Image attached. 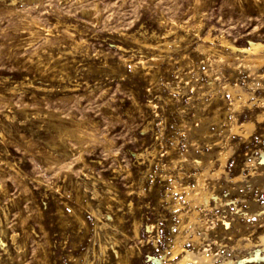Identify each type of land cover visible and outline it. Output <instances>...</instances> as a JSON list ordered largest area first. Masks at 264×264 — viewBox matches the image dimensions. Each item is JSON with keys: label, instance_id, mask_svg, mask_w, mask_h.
Returning a JSON list of instances; mask_svg holds the SVG:
<instances>
[{"label": "rangeland", "instance_id": "rangeland-1", "mask_svg": "<svg viewBox=\"0 0 264 264\" xmlns=\"http://www.w3.org/2000/svg\"><path fill=\"white\" fill-rule=\"evenodd\" d=\"M225 41L264 0H0V264H264V64Z\"/></svg>", "mask_w": 264, "mask_h": 264}, {"label": "bare ground", "instance_id": "bare-ground-1", "mask_svg": "<svg viewBox=\"0 0 264 264\" xmlns=\"http://www.w3.org/2000/svg\"><path fill=\"white\" fill-rule=\"evenodd\" d=\"M225 44L231 50L230 52H233L234 54L233 55H225V56H222L223 55L222 54L221 55V60H224V61H226L228 63H231V62H233L235 56H237L236 54L238 52V53H246V55L245 54L242 55V58H240V59H241V62L245 66L247 65L248 68L250 67L251 69H255V68L260 67L262 64H264V55L260 53V50H264V42H261V41H250L249 45H247V46H237V45H235V44H233L231 42H228V41H225ZM219 57H220V55H219ZM260 74L262 75V77H264V72L260 73ZM237 86L239 87V85H237ZM239 91L242 93L243 99H245L247 97L246 92H243L240 88H239ZM235 105H237V104H235ZM251 126L252 125H249V127H251ZM235 130H237V128ZM262 160H264V152H262ZM222 162H225V156L222 157ZM240 178H241V175H238V176L232 177L231 179L236 181V180H239ZM197 184H198V182H197ZM202 190H204V189L202 188ZM197 197L199 199H203V200L207 201L209 196H207L206 193H202L201 192ZM181 226H182V224H181ZM192 235H193V233H192ZM183 237L186 238V236H183ZM193 239H197L196 234L193 235ZM178 240H180V239H178ZM176 241H177V239H176ZM258 241L260 243L259 245L262 248L256 250L253 254L255 256L257 255L259 257H263L264 253L262 254L260 251L264 252V231L259 233ZM176 244L177 243H175L174 245H176ZM172 252L173 253H171V255L173 254L174 257L173 256L172 257L175 258V260L177 259V262H176L177 264H236V261H234L230 257H226V258H224L222 260L221 259L218 260V259L214 258V255H212L211 252L210 253H208L206 251L195 252L193 250H190V249L184 247L182 245V243L177 244L173 248ZM172 257H170V258H172ZM153 262H154V264H160V258L153 257Z\"/></svg>", "mask_w": 264, "mask_h": 264}]
</instances>
